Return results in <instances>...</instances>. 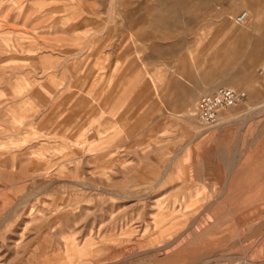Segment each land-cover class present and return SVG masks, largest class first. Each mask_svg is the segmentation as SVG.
I'll return each mask as SVG.
<instances>
[{
  "label": "rangeland",
  "instance_id": "obj_1",
  "mask_svg": "<svg viewBox=\"0 0 264 264\" xmlns=\"http://www.w3.org/2000/svg\"><path fill=\"white\" fill-rule=\"evenodd\" d=\"M263 11L0 0V264H264Z\"/></svg>",
  "mask_w": 264,
  "mask_h": 264
},
{
  "label": "built area",
  "instance_id": "obj_2",
  "mask_svg": "<svg viewBox=\"0 0 264 264\" xmlns=\"http://www.w3.org/2000/svg\"><path fill=\"white\" fill-rule=\"evenodd\" d=\"M248 17L246 12L237 16L238 22H244ZM247 94L243 90L229 86H220L213 93L199 97L195 105V115L204 126L216 124L223 111L245 102Z\"/></svg>",
  "mask_w": 264,
  "mask_h": 264
},
{
  "label": "crops",
  "instance_id": "obj_3",
  "mask_svg": "<svg viewBox=\"0 0 264 264\" xmlns=\"http://www.w3.org/2000/svg\"><path fill=\"white\" fill-rule=\"evenodd\" d=\"M203 75L205 76L204 80L198 84V87L193 90L194 92H199V94L211 93L218 86H221V85H217L215 87L217 77H214V76L213 77H207V75H205V72L202 71V77H204ZM220 80H221V78L218 79V81H220ZM195 99H196V94H194V93L188 97V100H190V101H194Z\"/></svg>",
  "mask_w": 264,
  "mask_h": 264
},
{
  "label": "bare ground",
  "instance_id": "obj_4",
  "mask_svg": "<svg viewBox=\"0 0 264 264\" xmlns=\"http://www.w3.org/2000/svg\"><path fill=\"white\" fill-rule=\"evenodd\" d=\"M248 15H249V12L247 11V10H244ZM238 22V21H237ZM244 22H246V21H244ZM244 22H238V23H244ZM230 31V36H229V38L228 39H226L225 40V42H224V44L221 46V48L220 49H222L224 52L227 50V48H228V45H229V47H231V46H233V43L235 44V41L234 42H232V40H231V34H233V32L234 33H236V31L234 30V29H230L229 30ZM234 35V34H233ZM230 39V40H229ZM230 41V42H229ZM222 51V52H223ZM220 52V51H219ZM222 56V55H221ZM220 55H219V57L218 56H216V57H218V58H220L221 57ZM223 57V56H222ZM234 85V84H233ZM211 93H213V92H211ZM211 93H205V94H211ZM202 95V94H201Z\"/></svg>",
  "mask_w": 264,
  "mask_h": 264
}]
</instances>
